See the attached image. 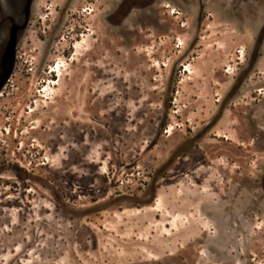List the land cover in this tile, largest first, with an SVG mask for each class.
<instances>
[{
	"label": "rangeland",
	"instance_id": "1",
	"mask_svg": "<svg viewBox=\"0 0 264 264\" xmlns=\"http://www.w3.org/2000/svg\"><path fill=\"white\" fill-rule=\"evenodd\" d=\"M3 80L0 264H264V0H0Z\"/></svg>",
	"mask_w": 264,
	"mask_h": 264
},
{
	"label": "water",
	"instance_id": "2",
	"mask_svg": "<svg viewBox=\"0 0 264 264\" xmlns=\"http://www.w3.org/2000/svg\"><path fill=\"white\" fill-rule=\"evenodd\" d=\"M28 5H29V2L27 3V7H26V18L28 17V8H29ZM23 28H24V24L21 26L13 24L10 27L8 43H7V47H6V54L10 58V60H9V65H8V71H7L4 79H6L8 77L10 70L12 68V65L14 62L15 45H16V41H17L18 31L23 29ZM3 83H4V80L0 83V87L3 85Z\"/></svg>",
	"mask_w": 264,
	"mask_h": 264
}]
</instances>
